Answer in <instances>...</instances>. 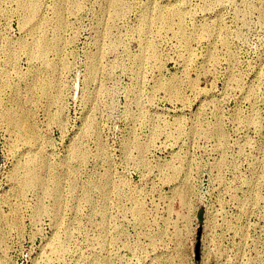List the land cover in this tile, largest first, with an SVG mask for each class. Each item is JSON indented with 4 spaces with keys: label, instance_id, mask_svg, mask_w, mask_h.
Wrapping results in <instances>:
<instances>
[{
    "label": "rangeland",
    "instance_id": "obj_1",
    "mask_svg": "<svg viewBox=\"0 0 264 264\" xmlns=\"http://www.w3.org/2000/svg\"><path fill=\"white\" fill-rule=\"evenodd\" d=\"M0 264H264V0H0Z\"/></svg>",
    "mask_w": 264,
    "mask_h": 264
},
{
    "label": "water",
    "instance_id": "obj_2",
    "mask_svg": "<svg viewBox=\"0 0 264 264\" xmlns=\"http://www.w3.org/2000/svg\"><path fill=\"white\" fill-rule=\"evenodd\" d=\"M201 217H202V213L199 212V214H198V220H201Z\"/></svg>",
    "mask_w": 264,
    "mask_h": 264
}]
</instances>
